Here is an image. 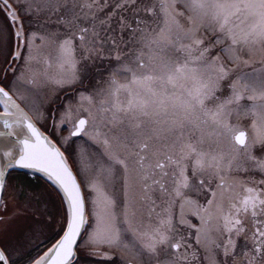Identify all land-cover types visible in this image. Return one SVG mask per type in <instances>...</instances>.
<instances>
[{"label": "snow or ice", "instance_id": "1", "mask_svg": "<svg viewBox=\"0 0 264 264\" xmlns=\"http://www.w3.org/2000/svg\"><path fill=\"white\" fill-rule=\"evenodd\" d=\"M0 14V264H264V0Z\"/></svg>", "mask_w": 264, "mask_h": 264}, {"label": "trees", "instance_id": "2", "mask_svg": "<svg viewBox=\"0 0 264 264\" xmlns=\"http://www.w3.org/2000/svg\"><path fill=\"white\" fill-rule=\"evenodd\" d=\"M13 178L18 183H23L28 187H31L34 190H42L45 184V181L37 176H32L27 173L13 171ZM40 251V249H37L36 252ZM36 252L30 253L32 255H35Z\"/></svg>", "mask_w": 264, "mask_h": 264}, {"label": "bare ground", "instance_id": "3", "mask_svg": "<svg viewBox=\"0 0 264 264\" xmlns=\"http://www.w3.org/2000/svg\"><path fill=\"white\" fill-rule=\"evenodd\" d=\"M16 147L8 138L0 137V154L5 150Z\"/></svg>", "mask_w": 264, "mask_h": 264}, {"label": "water", "instance_id": "4", "mask_svg": "<svg viewBox=\"0 0 264 264\" xmlns=\"http://www.w3.org/2000/svg\"><path fill=\"white\" fill-rule=\"evenodd\" d=\"M0 107H1V110H2V106H0ZM3 132H4V129H3V126H2V120H0V137L8 138L7 136L3 135ZM14 171L23 172V173H27L28 174L27 170L16 169ZM34 176H37V177H40V178L43 179V177L40 176V174H35Z\"/></svg>", "mask_w": 264, "mask_h": 264}, {"label": "rangeland", "instance_id": "5", "mask_svg": "<svg viewBox=\"0 0 264 264\" xmlns=\"http://www.w3.org/2000/svg\"><path fill=\"white\" fill-rule=\"evenodd\" d=\"M3 22V15L2 14H0V23H2ZM0 111H2L1 110V107H0ZM233 123H240L241 124V126H246L247 124H248V121L247 120H242V121H233ZM120 255V254H119Z\"/></svg>", "mask_w": 264, "mask_h": 264}, {"label": "flooded vegetation", "instance_id": "6", "mask_svg": "<svg viewBox=\"0 0 264 264\" xmlns=\"http://www.w3.org/2000/svg\"><path fill=\"white\" fill-rule=\"evenodd\" d=\"M115 261H116V264H121V257L119 255V253H116L115 254V257H114Z\"/></svg>", "mask_w": 264, "mask_h": 264}]
</instances>
